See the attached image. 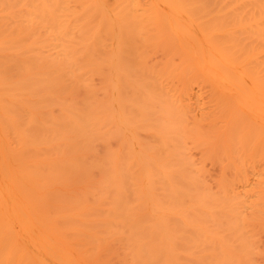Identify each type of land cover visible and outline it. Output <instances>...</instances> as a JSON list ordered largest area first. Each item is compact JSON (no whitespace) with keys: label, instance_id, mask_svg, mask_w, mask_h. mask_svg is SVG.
<instances>
[{"label":"bare ground","instance_id":"1","mask_svg":"<svg viewBox=\"0 0 264 264\" xmlns=\"http://www.w3.org/2000/svg\"><path fill=\"white\" fill-rule=\"evenodd\" d=\"M194 64L217 91L207 131L174 87ZM0 132L44 218L92 249L258 264L264 181L247 215L189 147L264 160V0H0Z\"/></svg>","mask_w":264,"mask_h":264},{"label":"rangeland","instance_id":"2","mask_svg":"<svg viewBox=\"0 0 264 264\" xmlns=\"http://www.w3.org/2000/svg\"><path fill=\"white\" fill-rule=\"evenodd\" d=\"M151 56V64L163 60L161 51L154 52ZM200 69L201 66L196 64L190 70L180 69L174 87L181 93L179 98L188 103V121L191 124L198 123L202 131H207L212 121L217 91ZM93 83L99 84L98 77L93 79ZM98 94L101 95V92ZM51 112L57 114L58 110L53 108ZM96 148L100 153L101 143H96ZM189 151L201 165L203 177L211 188L216 189L220 180L228 187L241 184L236 190H242L243 197L247 199L245 214H250L252 208L248 206L257 199L256 195L252 196V192L260 190L262 185L258 182L264 181V160L257 155H248L241 166H235L229 154L204 158L194 146H190ZM92 160V157L85 158L88 163ZM246 180L250 185H246ZM244 184L246 189L243 190ZM0 224L4 226L0 230V264H130L122 243L110 240L103 247L92 249L77 239L72 231L56 229L44 218L33 201L17 163L13 161L7 139L1 132ZM258 247L257 263L264 264V233L258 236Z\"/></svg>","mask_w":264,"mask_h":264}]
</instances>
